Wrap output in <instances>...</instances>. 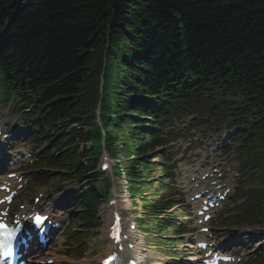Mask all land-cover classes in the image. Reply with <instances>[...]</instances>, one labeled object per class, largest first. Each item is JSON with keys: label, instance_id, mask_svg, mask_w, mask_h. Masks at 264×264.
Here are the masks:
<instances>
[{"label": "trees", "instance_id": "trees-1", "mask_svg": "<svg viewBox=\"0 0 264 264\" xmlns=\"http://www.w3.org/2000/svg\"><path fill=\"white\" fill-rule=\"evenodd\" d=\"M7 1L0 0V77L7 90L36 103L40 120L57 135L61 162L80 165L79 175L100 144L93 115L99 102L106 146L121 155L132 195L140 184L152 185L150 129L141 117L156 126L157 98L238 112L251 133L248 146H256L255 156L264 153V0ZM240 15L247 35L258 30L259 40L246 41L236 25ZM77 106L87 115L76 114ZM86 120L89 132L67 128ZM90 138L97 145L81 151ZM259 165L252 198L258 214L248 220L258 224L264 223V159ZM89 198H97L94 189Z\"/></svg>", "mask_w": 264, "mask_h": 264}, {"label": "rangeland", "instance_id": "rangeland-1", "mask_svg": "<svg viewBox=\"0 0 264 264\" xmlns=\"http://www.w3.org/2000/svg\"><path fill=\"white\" fill-rule=\"evenodd\" d=\"M2 97V91H1V85H0V100L3 101L2 104L0 105V111L2 112H10L9 108H8V105L6 102H4L3 99H1ZM18 116H14L13 114H8L6 116L5 119H8V120H11L13 118H16ZM199 137V142L203 144L202 148L210 153V151L214 150L215 148L214 147H211L217 143H222V137L223 136H219V135H213V136H210L208 138V136L206 134H199L197 135ZM215 137L216 140H213ZM211 141H214V143H208V142H211ZM176 146L174 148H172V153L174 152H180L178 156H181L184 152H186V155H185V158L188 157V152L190 151H187L185 150L184 147H187L186 146V141H182L181 139H179L177 142H176ZM21 145V144H20ZM22 145L30 148L31 150H34L35 147L33 145L32 142L28 141L26 143H22ZM21 145V146H22ZM229 145V144H226V146ZM231 159H233V157H231ZM186 164L188 163H184L183 165H175V172L178 173L180 168L182 166H185ZM188 167H195V165H190ZM43 172H46L47 175L50 174L51 176V173L53 174L54 171L52 170H48V169H38V170H35L34 173L37 174V176H41L43 174ZM156 174V171L153 173V175ZM44 175V174H43ZM91 178V177H90ZM90 178H87V179H83L82 181V185H87L88 183H90L91 179ZM119 182H120V185H121V188H122V193L124 194L123 197L125 199V201L127 200V204L128 206L130 207V209L133 211L137 210L138 213H135L136 215H140V216H143L145 215L144 213V209H143V206L141 205V202H139V200H136L134 201V205L131 203L129 197H128V194L126 193L125 191V186H124V180L122 179H118ZM53 186H58L60 187V189H58L57 192H60L61 194L62 193H65L67 192L68 193V196L70 195V198L73 197V195H75L77 189L79 188V182L75 181V180H70V181H55L53 184H50V185H44V186H40L38 188H35L34 191H30V188H29V191L27 193H25V198H30L32 199L33 195H37L36 193H38L39 191H43V190H46V189H50L51 187ZM31 187V185H30ZM110 195V194H109ZM107 196L106 199L103 200L104 202V206L107 205V203H109L110 199H111V196ZM175 199V202L176 203H179L176 207L177 211L175 213L173 212H169L168 216H174L176 218V220H178V215H182V214H185L186 210L184 208V206L180 203V198L178 196L174 197ZM71 201L69 200H65L63 202V205H65V208L64 209H67V211L69 212V215L71 217V214L73 215L74 213L70 210L71 209V204H70ZM138 205V207H137ZM67 213V212H66ZM101 217V225L98 227V228H94V230H89L90 231V235L85 238L86 240V243L85 244H81V246H84L87 251H85L84 255H83V258L81 260H78V259H75L73 257V260L67 258L65 260L66 264H86L88 261L90 260H96L98 258V253H99V248L100 246L104 245L105 242H104V229L106 227V221H105V213L99 209V213H98ZM137 234H138V238H140V243H141V246H142V249H143V255H141L140 257H149V253H152V255H155V257L159 260V261H162L163 264H172L168 261H171L170 260V256L169 254L166 255L164 253V250L167 248L165 247L164 249H161L159 248V246L155 245V240H153L152 238L149 239V245L145 243L146 239L143 235V233L140 231V229H137ZM229 232H230V235H228L224 240H228L229 238L233 237L232 234H233V231L229 229ZM220 234V233H218ZM66 235V234H65ZM220 235H223V233H221ZM180 238V237H177V239ZM238 237H236L237 239ZM66 239V236L64 237H61L59 240H58V243H61L63 241H65ZM235 239V240H236ZM246 239L247 238H244L242 241V243L246 242ZM180 240V239H179ZM240 241V240H239ZM246 248H247V244L244 243L241 245V247L237 248V249H240V250H244L246 251ZM181 249V250H179ZM179 249L176 247V250L174 251V253H177L178 251L181 253V256H180V259L177 260V262H180L182 261L186 256V248L185 247H179ZM71 251H75V250H71ZM95 253V255H91L90 253ZM81 253V251H80ZM75 259V260H74ZM75 261V262H74Z\"/></svg>", "mask_w": 264, "mask_h": 264}, {"label": "bare ground", "instance_id": "bare-ground-1", "mask_svg": "<svg viewBox=\"0 0 264 264\" xmlns=\"http://www.w3.org/2000/svg\"><path fill=\"white\" fill-rule=\"evenodd\" d=\"M13 3L11 0L7 1L6 3V6H8L9 4ZM205 4V3H208V0H200V3L199 5H202V4ZM211 11H215V6H212L211 7ZM1 14V13H0ZM234 16V15H233ZM172 21L177 25L178 24V19L174 14L170 15ZM238 24H236L237 26L239 25H242L241 27H238V29L240 31H242V33L244 34L245 38H246V41L248 42H252V41H255V40H259L261 38V32L260 31H254V34L252 36H248L246 31H247V25H249L247 23V21H245L244 17L242 15H240V17L238 16ZM252 27V26H251ZM246 33V34H245ZM91 52H94L92 50H90ZM109 62V61H108ZM111 65H114L113 62H109ZM84 94H82L84 97L86 96V93L83 92ZM94 96V94H93ZM86 98V97H85ZM78 108V109H77ZM77 108L75 109V112L76 114H80V115H83V116H86V112H85V108L84 107H81V106H77ZM48 195V193H47ZM45 195H43V197L40 199V201L38 202V204H36V207L37 208H40L42 207V204L46 201L45 200ZM113 199H115V204L112 206H108L107 208L110 210V214L109 216L107 217L108 219L110 218V221H112V218H113V212L114 211H117V212H120L121 214H123L125 217L127 216V214L125 213V207H127V205L124 203L125 199L124 197L121 195V193L119 192H114V195H113ZM55 200L54 197H51L50 198V203H52L53 201ZM127 202V200H126ZM125 206V207H124ZM113 211V212H112ZM52 217L56 219H58L59 216L57 215H54L52 214ZM108 233H109V229L107 227V229L105 230L104 232V236H105V239L108 241V246L106 248H104L103 250V255H101L99 258V261L97 262L96 260L94 262H90L89 264H100L102 258L107 255L109 252H111L112 249H114V245L112 244V242L109 240L108 238ZM125 233L129 234V241L128 242H131V243H134V248L132 250L128 249V245H127V242L124 243V250L120 253V256L121 257H128L130 254H138L139 255V250H141V247L139 245V242H138V236L135 232L133 231H126ZM200 236H202V234H200Z\"/></svg>", "mask_w": 264, "mask_h": 264}, {"label": "snow or ice", "instance_id": "snow-or-ice-1", "mask_svg": "<svg viewBox=\"0 0 264 264\" xmlns=\"http://www.w3.org/2000/svg\"><path fill=\"white\" fill-rule=\"evenodd\" d=\"M46 219V217L37 214L33 218V221L37 226H41ZM15 235L16 229H9L7 225L0 223V250H2L7 255H12V241L15 239ZM110 259L115 258L113 257ZM106 264H110V262H106Z\"/></svg>", "mask_w": 264, "mask_h": 264}]
</instances>
